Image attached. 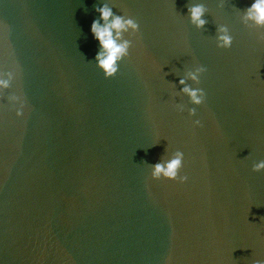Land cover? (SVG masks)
I'll list each match as a JSON object with an SVG mask.
<instances>
[{"label":"water","instance_id":"water-1","mask_svg":"<svg viewBox=\"0 0 264 264\" xmlns=\"http://www.w3.org/2000/svg\"><path fill=\"white\" fill-rule=\"evenodd\" d=\"M249 3L0 0V66L19 68L0 95V264L264 262V29L242 21ZM104 4L139 25L110 79L89 31ZM18 90L23 118L7 101ZM175 151L186 182L152 180Z\"/></svg>","mask_w":264,"mask_h":264},{"label":"clouds","instance_id":"clouds-1","mask_svg":"<svg viewBox=\"0 0 264 264\" xmlns=\"http://www.w3.org/2000/svg\"><path fill=\"white\" fill-rule=\"evenodd\" d=\"M96 11L99 20H93L89 28L90 34L99 46V50L94 56L95 66L102 72L105 79H110L117 74L119 64L129 56V50L132 47V41L125 39L124 35L126 33L136 34L139 31V25L127 14L116 15L107 4L97 8ZM187 16L189 22L197 29L203 28L206 24L205 8L202 4L196 3L188 7ZM241 19L252 29H264V0H250L242 12ZM215 39L216 47L219 49H229L233 43V38L224 25H218ZM203 72L204 68L196 65L195 69L188 73L187 79L199 85ZM18 76L19 68L14 61L8 70L0 66V95L11 87ZM178 83L182 86L181 93L188 97L191 104L200 106L204 103L205 93L202 88L187 85L184 78L179 79ZM7 101L15 107V116L23 118L26 107L23 93L18 90L17 94L8 96ZM180 111L183 109L181 108ZM188 115L189 117L194 115V109H189ZM192 124L194 127H198L200 120H193ZM183 160V152L175 151L166 162L151 166V179L186 182L187 177L178 176ZM252 171H264V160L257 161L253 165ZM255 264H264V262L256 261Z\"/></svg>","mask_w":264,"mask_h":264}]
</instances>
